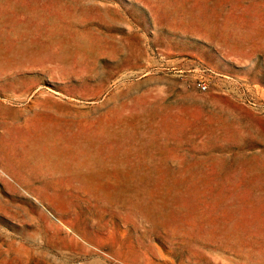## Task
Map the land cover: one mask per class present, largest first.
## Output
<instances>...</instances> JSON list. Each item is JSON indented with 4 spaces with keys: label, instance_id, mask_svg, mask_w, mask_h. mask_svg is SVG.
I'll list each match as a JSON object with an SVG mask.
<instances>
[{
    "label": "rangeland",
    "instance_id": "1",
    "mask_svg": "<svg viewBox=\"0 0 264 264\" xmlns=\"http://www.w3.org/2000/svg\"><path fill=\"white\" fill-rule=\"evenodd\" d=\"M0 264H264V0H0Z\"/></svg>",
    "mask_w": 264,
    "mask_h": 264
},
{
    "label": "crops",
    "instance_id": "2",
    "mask_svg": "<svg viewBox=\"0 0 264 264\" xmlns=\"http://www.w3.org/2000/svg\"><path fill=\"white\" fill-rule=\"evenodd\" d=\"M46 118H47V115H46ZM43 119H44V117H43ZM29 122H30V119L29 118L28 119H25V121H23L20 126L17 124V126H15L14 129L21 128V127H26Z\"/></svg>",
    "mask_w": 264,
    "mask_h": 264
},
{
    "label": "built area",
    "instance_id": "3",
    "mask_svg": "<svg viewBox=\"0 0 264 264\" xmlns=\"http://www.w3.org/2000/svg\"><path fill=\"white\" fill-rule=\"evenodd\" d=\"M198 88L200 91H205L207 89V86L205 83L201 82L198 84Z\"/></svg>",
    "mask_w": 264,
    "mask_h": 264
}]
</instances>
